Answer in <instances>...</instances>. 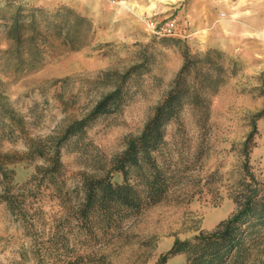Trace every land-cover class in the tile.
I'll return each instance as SVG.
<instances>
[{
	"label": "rangeland",
	"instance_id": "374dc122",
	"mask_svg": "<svg viewBox=\"0 0 264 264\" xmlns=\"http://www.w3.org/2000/svg\"><path fill=\"white\" fill-rule=\"evenodd\" d=\"M23 1L50 10L71 7L90 18L93 29L78 48L51 37L42 62L25 68L11 58L13 40L0 24V89L27 122L24 133L0 142L3 152L22 154L25 136L59 135L126 76L120 109L98 116L61 148L71 200L81 197L85 177L101 175L128 138L141 132L171 88L185 50L193 54L212 48L232 61L210 96L205 120L186 104L165 125L166 144L157 157L176 171L171 192L156 204L126 213L115 225L100 227L89 264H154L175 238L210 230L234 213L238 206L228 186L239 176L243 142L254 120L250 165L264 181V116L255 118L264 112V0ZM40 164L42 159L10 164L14 182H24ZM42 207L46 216L61 210L49 197ZM22 244L27 241L21 229L0 202V264H14ZM182 261L176 255L167 264Z\"/></svg>",
	"mask_w": 264,
	"mask_h": 264
},
{
	"label": "trees",
	"instance_id": "16d2710c",
	"mask_svg": "<svg viewBox=\"0 0 264 264\" xmlns=\"http://www.w3.org/2000/svg\"><path fill=\"white\" fill-rule=\"evenodd\" d=\"M0 24L7 27L13 40L11 58L25 68L42 62L51 37L78 48L85 44L88 32L93 29L91 19L71 7L60 5L50 10L23 0H4L0 4ZM183 57L171 88L155 106L141 132L128 138L124 149L111 158L101 175L82 180V195L76 200H71L72 191L66 186L61 148L98 116L120 109L125 100L122 82L126 76L59 135L25 136L26 150L18 155L0 149V202L5 204L27 241L19 248L14 264H89L92 240L100 227L115 225L126 213L156 204L171 192L176 171L165 158L157 157L166 144L165 125L179 117L186 104L205 120L210 96L224 81L226 64L232 62L212 48L193 54L185 50ZM262 116L264 112H259L255 118ZM26 123L0 89V142L24 133ZM252 125L243 142L245 160L239 176L227 191L237 203L236 211L210 230L201 229L190 237L175 238L154 264H167L176 255L183 256L180 264H264V181L250 165V152L256 145L255 120ZM36 159H42L43 164L36 165L24 182L15 183L10 164ZM115 174L120 176L119 180L114 179ZM48 197L61 206L60 211L50 216H46L42 207Z\"/></svg>",
	"mask_w": 264,
	"mask_h": 264
}]
</instances>
